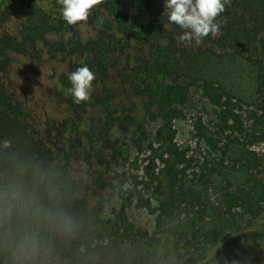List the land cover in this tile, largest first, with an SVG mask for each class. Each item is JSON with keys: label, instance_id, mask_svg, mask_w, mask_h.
Masks as SVG:
<instances>
[{"label": "rangeland", "instance_id": "374dc122", "mask_svg": "<svg viewBox=\"0 0 264 264\" xmlns=\"http://www.w3.org/2000/svg\"><path fill=\"white\" fill-rule=\"evenodd\" d=\"M117 1L128 25L146 23L148 12L142 13L133 0ZM150 4L165 13L164 0H150ZM33 5L40 20L51 21L61 29H44L35 41L40 61L26 52L10 51L0 80L21 103L25 122L45 145L44 177L62 181L57 186H29L25 178H16L14 202L6 200V192V201L0 203V251L5 250L0 264H189L186 258L191 253L179 258L175 253H165L153 241L155 216L135 201L123 203L116 186L120 172L127 171L135 159L131 138L137 125L151 136L159 126H171L176 144L190 158L192 167L187 172L207 168L220 159L227 164L228 157L220 153L226 141L219 134L220 108L206 100L200 76L193 75L198 59L195 54L220 51L214 43L216 36L204 37L199 44L178 42L184 30L167 24L174 32L176 58H169L167 70L147 72L144 66L148 58L144 57L154 39L121 33L107 11L90 17V10L86 21L69 25L62 19L59 0H33ZM29 17L27 1L0 0V36L9 34L23 41ZM98 37L107 43L102 67L97 66L88 50L75 45L76 41L84 44ZM73 62L86 64L95 73L91 96L80 104L73 102L68 91L70 82L63 77ZM235 112L239 115L238 128L232 133L235 149L239 154L252 152L253 157H263V111L242 103ZM106 123H110V146L97 134ZM257 169L262 170L264 181V161ZM4 190L0 187V193ZM208 196L215 204L222 201L216 192L209 191ZM16 202L24 208L18 219L31 224V228L36 226L39 237L15 229L13 217L10 222L6 220L13 216ZM152 202L156 206L155 199ZM32 207H39L44 216L30 220ZM97 219L104 221L103 229L109 235L102 240L97 238L101 228ZM251 225L264 228V205ZM253 245L245 243L231 249L214 264H264V241ZM190 252L199 254L195 247Z\"/></svg>", "mask_w": 264, "mask_h": 264}, {"label": "trees", "instance_id": "16d2710c", "mask_svg": "<svg viewBox=\"0 0 264 264\" xmlns=\"http://www.w3.org/2000/svg\"><path fill=\"white\" fill-rule=\"evenodd\" d=\"M13 1L29 3L28 33L23 41L9 34L0 36V72L6 68L10 51L26 52L40 61L41 52L35 41L42 37L44 29H61L51 21L40 20L33 0ZM119 5L117 0H101L91 9L90 17L105 10L116 20L121 33L144 37L143 40L154 39L144 57L148 58L144 69L147 72L167 70L169 58H176L174 32L167 28L174 24H169L166 15L153 7L150 0H133L137 9L148 12V18L141 25H128L126 14L120 12ZM217 22L220 32L214 43L220 51L206 50L195 54L194 58L198 59L193 75L200 76L206 100L220 108L217 111L221 118L219 134L226 140L220 153L228 157L227 164L220 159L207 168L198 167L187 172L192 167L190 158L186 150L176 144L171 126L163 124L151 136L143 126L137 125L131 138L135 159L131 160L127 171L120 172L116 186L123 203L135 201L155 216L153 241L160 244L165 253H175L179 258L191 253L186 258L189 264H214L231 249L264 241V228L251 225V220L260 215L264 205L262 170L257 169L264 156L253 157L252 152L239 154L232 136L234 129L238 128L239 115L235 108L240 104L258 106L264 115V0H230ZM59 25L62 26L63 22L60 21ZM75 43L88 50L97 66L102 67L107 43L101 37L89 39L84 44ZM58 45L64 48L62 44ZM77 67L79 64L71 63L70 72ZM109 128L110 123H106L97 134L110 146ZM46 167L44 143L25 122L21 103L4 89L0 80V187L6 189L0 193V203L14 202L17 177L25 178L29 186H57L61 178L52 176L46 179L43 174ZM209 191L220 194L222 201L218 204L211 202ZM6 192L9 199L5 197ZM152 198L157 202L156 206ZM22 208L16 202L13 216H7L6 220L10 222L13 217L15 229L29 237H39L41 234L35 224L32 225L37 230L18 219ZM29 210L30 220L44 216L39 207ZM46 210L49 212V207ZM97 222L101 226L97 238L102 240L109 235L103 229L104 221L97 219ZM193 247L199 254L190 252ZM4 252V249L0 251V262Z\"/></svg>", "mask_w": 264, "mask_h": 264}, {"label": "clouds", "instance_id": "9594fccd", "mask_svg": "<svg viewBox=\"0 0 264 264\" xmlns=\"http://www.w3.org/2000/svg\"><path fill=\"white\" fill-rule=\"evenodd\" d=\"M101 0H59L62 19L69 25L87 20L89 11ZM229 0H164L165 15L169 24L183 29L178 42L199 44L204 37H215L220 32L216 18L225 11ZM68 89L73 102L80 104L91 96L95 73L83 64L67 74Z\"/></svg>", "mask_w": 264, "mask_h": 264}]
</instances>
